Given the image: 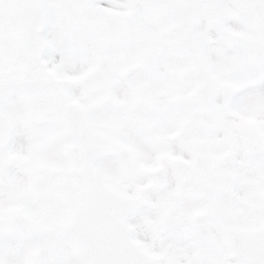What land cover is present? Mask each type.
I'll use <instances>...</instances> for the list:
<instances>
[{
	"label": "snow or ice",
	"instance_id": "obj_1",
	"mask_svg": "<svg viewBox=\"0 0 264 264\" xmlns=\"http://www.w3.org/2000/svg\"><path fill=\"white\" fill-rule=\"evenodd\" d=\"M0 264H264V0H0Z\"/></svg>",
	"mask_w": 264,
	"mask_h": 264
}]
</instances>
